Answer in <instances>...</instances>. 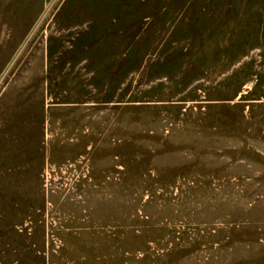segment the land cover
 <instances>
[{
	"label": "rangeland",
	"instance_id": "rangeland-1",
	"mask_svg": "<svg viewBox=\"0 0 264 264\" xmlns=\"http://www.w3.org/2000/svg\"><path fill=\"white\" fill-rule=\"evenodd\" d=\"M0 264H264V0H0Z\"/></svg>",
	"mask_w": 264,
	"mask_h": 264
},
{
	"label": "trees",
	"instance_id": "trees-1",
	"mask_svg": "<svg viewBox=\"0 0 264 264\" xmlns=\"http://www.w3.org/2000/svg\"><path fill=\"white\" fill-rule=\"evenodd\" d=\"M132 35L134 36V35H136V34H135V33H133ZM125 56H126V55H125ZM124 59H126V58H124ZM126 72H127V71H126Z\"/></svg>",
	"mask_w": 264,
	"mask_h": 264
}]
</instances>
